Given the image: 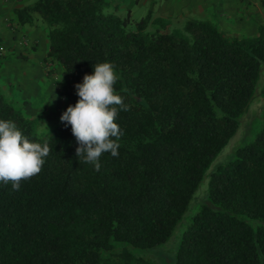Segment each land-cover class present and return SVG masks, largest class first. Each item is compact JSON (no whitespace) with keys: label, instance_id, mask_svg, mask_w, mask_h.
<instances>
[{"label":"trees","instance_id":"16d2710c","mask_svg":"<svg viewBox=\"0 0 264 264\" xmlns=\"http://www.w3.org/2000/svg\"><path fill=\"white\" fill-rule=\"evenodd\" d=\"M15 25L46 28L44 59L60 68L59 120L42 131L0 92V120L52 150L41 172L0 182V264H156L206 178V195L165 264H264V83L261 124L227 161L214 159L235 135L264 65V24L227 35L208 20L172 28L151 10L133 21L107 0H34L12 11ZM264 14V5H263ZM2 39L0 38V46ZM114 63L128 111L118 156L101 168L76 157L60 120L93 65Z\"/></svg>","mask_w":264,"mask_h":264},{"label":"rangeland","instance_id":"374dc122","mask_svg":"<svg viewBox=\"0 0 264 264\" xmlns=\"http://www.w3.org/2000/svg\"><path fill=\"white\" fill-rule=\"evenodd\" d=\"M260 1L264 2L263 0H259V7L261 6ZM146 13L143 12V9H137V12L135 11L132 13V20L138 21L140 19L139 16L145 15ZM255 13L257 14L256 18H260L259 23L264 24V14L262 11ZM255 13L254 15H256ZM261 13L262 15H260ZM252 22L251 25L222 26L221 30L227 35H249L253 33L255 29ZM34 24H38V26L46 32V28L38 20L35 21ZM172 27L177 28L175 26ZM181 27L182 26L178 27V29ZM230 29L235 32L231 33L233 31ZM0 38L2 40L4 39L0 46V92L7 100L13 101L26 115H41L42 122L40 129L42 131L49 130L57 124L59 120L62 104V97L60 95L62 87V80L60 77L61 71L58 66L51 64L45 59L39 61L37 64L32 58V55L37 50L41 55L47 51V42L43 41L38 48L37 43L31 46L33 42H30L28 36L23 33V26L19 27L15 25L13 14L9 12L6 15L0 16ZM5 38L7 41H10L12 46H5ZM25 48L29 50L26 55L24 53ZM35 64L37 65V69H35ZM263 83L264 65L261 67L252 101L246 113L241 117L235 135L214 159L211 169L226 162L234 149L245 144L252 136L254 130L260 126L261 108L259 92ZM205 195L206 178L199 184L181 222L175 227L170 238L155 250L157 251L156 253H154V251L143 252L140 253V255L145 257L148 256L147 258L156 264H165L170 254V259H172V252L178 244L182 230L189 221L190 216L197 211L198 207L203 202Z\"/></svg>","mask_w":264,"mask_h":264},{"label":"clouds","instance_id":"9594fccd","mask_svg":"<svg viewBox=\"0 0 264 264\" xmlns=\"http://www.w3.org/2000/svg\"><path fill=\"white\" fill-rule=\"evenodd\" d=\"M119 80L114 63L93 65V73L85 74L83 82L76 84L79 99L69 105L60 116L71 125L76 138V157L101 168L104 153L118 156L123 130L115 122L120 111H128L124 97L117 94L114 85ZM52 148L45 142H33L11 120H0V182H11L19 190L21 181L38 175Z\"/></svg>","mask_w":264,"mask_h":264},{"label":"crops","instance_id":"0c3cea01","mask_svg":"<svg viewBox=\"0 0 264 264\" xmlns=\"http://www.w3.org/2000/svg\"><path fill=\"white\" fill-rule=\"evenodd\" d=\"M116 14L122 15L128 12L132 19V13L137 9L143 12L151 10L152 18H160L170 26L180 27L187 19L208 20L221 29L222 26L231 27L238 25L255 26L259 24L260 18L255 12L262 11L264 2L259 0H107ZM264 1V0H263ZM33 0H0V16L12 13L14 9L29 5ZM254 13L256 15H254ZM262 13L260 15H262ZM144 15L139 16L141 18ZM173 28V27H172ZM232 30V29H230ZM234 33L235 31L232 30ZM255 29L253 30V33ZM23 33L28 36L29 41L37 43L38 46L46 41V32L38 24L23 26ZM251 33V34H253ZM236 34V33H235ZM249 34V35H251ZM4 40V39H3ZM2 40V41H3ZM5 46H12L5 38ZM47 42V41H46ZM45 42V43H46ZM4 45V43H3ZM24 49V48H23ZM29 50L25 48V55ZM45 53L41 55L38 50L32 55L33 60L38 64L43 60ZM35 69L37 65L35 64ZM29 72V71H28Z\"/></svg>","mask_w":264,"mask_h":264}]
</instances>
